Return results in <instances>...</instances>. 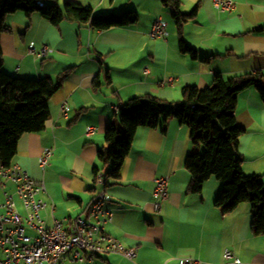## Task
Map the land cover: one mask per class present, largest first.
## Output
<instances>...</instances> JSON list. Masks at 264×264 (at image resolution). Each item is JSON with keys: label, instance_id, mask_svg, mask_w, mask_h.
Here are the masks:
<instances>
[{"label": "crops", "instance_id": "obj_1", "mask_svg": "<svg viewBox=\"0 0 264 264\" xmlns=\"http://www.w3.org/2000/svg\"><path fill=\"white\" fill-rule=\"evenodd\" d=\"M180 1L185 13L199 6L197 19L185 26L183 34L187 45L197 51L196 58L181 51L171 12L160 0H59L62 7L67 3L86 6L101 16L138 13L134 26L104 32L69 21L53 26L38 15L7 16L9 32L0 35L4 73L41 80L56 79L71 70L49 100L45 129L23 135L13 160L31 178L45 182L55 204L53 214L50 209L43 213L48 227L53 218L77 217L99 192L98 153L106 147V128L119 119L127 101L152 95L178 103L185 87L204 90L216 74L228 78L260 72L264 77V0H234V9L224 17L218 16L215 0ZM158 18L167 22L169 37L151 40L149 32ZM30 44L36 50L48 46L54 53L45 60L36 59L28 54ZM97 77L101 86L95 89ZM170 77L175 84L161 86ZM62 102L71 108L68 119H58ZM235 117L245 130L238 149L243 172L264 182V104L255 88L239 94ZM87 128L96 130L90 138L85 136ZM46 148H54V155L43 170L39 159ZM193 149L190 129L176 119L161 120L156 129H139L121 179L109 180L105 188L112 198L107 207L113 211L106 233L136 250L135 262L106 255L84 264H180L187 258L227 264L225 250L244 264H264V236L252 232L250 203L223 215L216 206L222 187L216 178L206 182L201 194L188 192L191 174L186 160ZM111 168L109 162L107 170ZM163 175L170 178L169 199L161 212H155L154 181ZM9 191L14 188L9 186Z\"/></svg>", "mask_w": 264, "mask_h": 264}, {"label": "trees", "instance_id": "obj_2", "mask_svg": "<svg viewBox=\"0 0 264 264\" xmlns=\"http://www.w3.org/2000/svg\"><path fill=\"white\" fill-rule=\"evenodd\" d=\"M170 10L180 38L183 53L197 57V51L187 45L183 38L184 28L194 22L199 6L191 12H183L180 0H160ZM24 13L28 18L38 15L53 26L64 21L89 27L95 31L132 27L139 21L135 11L121 14L95 15L92 8L80 5H60L59 0H0V35L9 32L7 16ZM71 70L61 73L56 79H22L8 75L2 70L0 46V163L13 164L18 152V142L25 134L42 132L50 118L49 100L59 91ZM111 81L110 77L107 78ZM95 89L101 86L99 77ZM255 88L264 104V77L260 72H250L223 77L216 74L213 84L201 90L185 87L182 101L171 103L152 95L130 99L122 107L119 119L106 128V147L99 151L100 167L107 181H119L125 161L130 155L137 132L141 128L156 129L161 120L176 119L191 132L194 149L186 160L191 174L188 192L202 193L204 185L216 178L222 187L216 206L223 215L234 212L243 203L252 206V232L264 236V182L260 176L246 175L239 154V140L245 133L235 117L239 94ZM203 150V151H201ZM112 168L107 170L108 163Z\"/></svg>", "mask_w": 264, "mask_h": 264}, {"label": "built area", "instance_id": "obj_3", "mask_svg": "<svg viewBox=\"0 0 264 264\" xmlns=\"http://www.w3.org/2000/svg\"><path fill=\"white\" fill-rule=\"evenodd\" d=\"M214 6L219 17H224L234 9V0H215ZM168 24L158 18L150 32L151 40L167 39ZM54 53L48 46L35 49L28 47V54L39 60H45ZM149 74V68H144ZM176 79L163 80L161 86H173ZM71 108L67 102L59 107L58 119H68ZM96 133L87 128L85 136L90 138ZM54 155V148H46L39 159L44 170ZM99 192L75 218L56 220L48 227L43 213L55 204L48 194L44 181H37L24 172L18 164L8 167L0 163V189L4 201L0 203V264H84L93 262L97 256L116 255L132 263L137 257L136 250L127 248L119 240L106 233V225L112 222L113 211L107 207L112 198L106 191L107 181L102 172L96 176ZM169 176L155 179L152 206L155 212H161L169 199ZM9 186L14 191H9ZM227 264H244L229 250L224 251ZM180 264H204L202 261L187 258Z\"/></svg>", "mask_w": 264, "mask_h": 264}, {"label": "rangeland", "instance_id": "obj_4", "mask_svg": "<svg viewBox=\"0 0 264 264\" xmlns=\"http://www.w3.org/2000/svg\"><path fill=\"white\" fill-rule=\"evenodd\" d=\"M124 13V12H123ZM171 26H174V22L173 21H171Z\"/></svg>", "mask_w": 264, "mask_h": 264}]
</instances>
